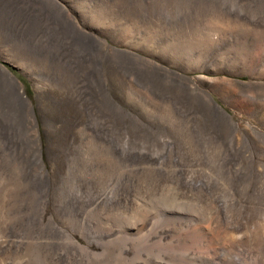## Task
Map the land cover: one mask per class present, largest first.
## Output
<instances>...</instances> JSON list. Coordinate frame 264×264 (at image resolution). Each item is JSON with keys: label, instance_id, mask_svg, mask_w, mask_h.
<instances>
[{"label": "rangeland", "instance_id": "1", "mask_svg": "<svg viewBox=\"0 0 264 264\" xmlns=\"http://www.w3.org/2000/svg\"><path fill=\"white\" fill-rule=\"evenodd\" d=\"M24 1L0 0V264H264V0H55L101 58Z\"/></svg>", "mask_w": 264, "mask_h": 264}, {"label": "bare ground", "instance_id": "2", "mask_svg": "<svg viewBox=\"0 0 264 264\" xmlns=\"http://www.w3.org/2000/svg\"><path fill=\"white\" fill-rule=\"evenodd\" d=\"M37 7H40L46 13V17H49V19H53V23H54L53 27H55L54 30H56V32H57V30H60V33H55V34L58 35V38L61 39V41L63 40V42H65V43H72V45L75 44L77 47L80 48V51L83 54L84 53L85 54H89V55L94 54L93 56L96 57V58H98V56H99V58L102 57V55H103V53H102V50H103V42H104L102 40V38H97L95 36H92L91 34L86 33L82 28H80V26L78 24L75 23V20L71 16L67 15V12L63 8H61L60 5L55 0H41L40 1V4H38ZM46 31H48V30H46ZM44 34H45V31H44ZM64 46H66V45L64 44ZM49 47H51V46L49 45ZM23 49H24V47H23ZM60 49L61 48H59V50ZM26 51H27V49H26ZM80 56L81 55L79 54V57ZM91 58H89V59H91ZM78 62H80V63L77 64V65L75 64V66H73V67L71 66L72 67L71 68L72 71H70L68 69V72H67V74L70 75L69 76V79L70 80L72 79V81H74L73 86L78 87V89H79V86L80 85L86 84V83L89 82V83L95 85L97 88H100L99 82H97V79L95 78V72L97 70L96 62L94 60H90L88 63L81 62V61H78ZM69 79H68V83L70 84L71 82H69ZM13 89L14 88H12V90ZM91 89L93 90L92 86H91ZM17 95H18V97L23 98V94L19 90L17 92ZM22 110H25V113H26V108L25 107L22 108ZM36 132L37 131L31 132L30 130H27V134H28L27 135L28 136L27 139L32 143L30 146L28 145V150H31V152L34 150L35 138L37 136L36 135ZM92 140H94L92 142L94 143L97 152L98 153H101L102 156H105V154L106 153H109V152H111L114 155V153H115L114 147H111V145L103 137H95ZM7 142H8L7 139L5 140L4 137L3 138L0 137V150L2 149V147H5L6 145H8ZM84 142H85L84 145H87L88 144V142H86V141H84ZM19 153H21V152H19ZM13 156H14L16 162H17V168L19 169V171L21 173H23V176L25 177V179L29 182L30 185H35L32 182L30 176L28 175V173L26 171V168H25L26 162H24L25 163L24 164L23 163V159H19L18 155H15V153H13Z\"/></svg>", "mask_w": 264, "mask_h": 264}]
</instances>
